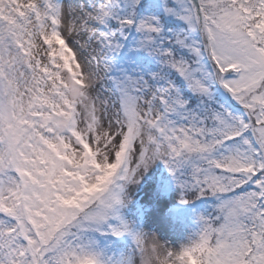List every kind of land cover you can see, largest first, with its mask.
Wrapping results in <instances>:
<instances>
[{"label":"snow or ice","instance_id":"1","mask_svg":"<svg viewBox=\"0 0 264 264\" xmlns=\"http://www.w3.org/2000/svg\"><path fill=\"white\" fill-rule=\"evenodd\" d=\"M0 264H264V0H0Z\"/></svg>","mask_w":264,"mask_h":264},{"label":"rangeland","instance_id":"2","mask_svg":"<svg viewBox=\"0 0 264 264\" xmlns=\"http://www.w3.org/2000/svg\"><path fill=\"white\" fill-rule=\"evenodd\" d=\"M167 179H169V176L163 164L159 161L156 162L141 178L140 185L136 190L133 200L137 203L146 204L148 193H154L157 189L158 184H161L164 180ZM175 196V191L170 192L168 196L163 198L164 203L174 204L176 202ZM196 206H200L199 202H197ZM135 209L136 203L130 204L126 209L128 215L133 219H135ZM141 223L146 230L155 232L161 239L169 240L170 243H172L173 247H177L179 245L177 237L158 223L156 214L147 216Z\"/></svg>","mask_w":264,"mask_h":264}]
</instances>
